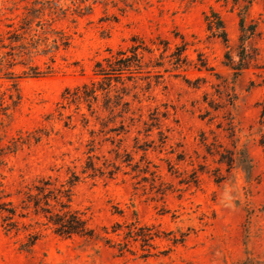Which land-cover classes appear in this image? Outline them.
<instances>
[{
	"label": "rangeland",
	"instance_id": "rangeland-1",
	"mask_svg": "<svg viewBox=\"0 0 264 264\" xmlns=\"http://www.w3.org/2000/svg\"><path fill=\"white\" fill-rule=\"evenodd\" d=\"M249 1L0 0V264H264V0ZM247 5L256 33L242 44ZM136 36L155 51L126 80L123 118L103 97L105 125L85 104L62 107ZM241 46L250 65L236 73L227 54ZM89 155L118 169L84 174ZM71 171V207L99 237L59 236L29 211L5 228L2 206Z\"/></svg>",
	"mask_w": 264,
	"mask_h": 264
},
{
	"label": "trees",
	"instance_id": "trees-1",
	"mask_svg": "<svg viewBox=\"0 0 264 264\" xmlns=\"http://www.w3.org/2000/svg\"><path fill=\"white\" fill-rule=\"evenodd\" d=\"M253 0L249 1V4ZM250 5L245 6V10L241 9L240 16V40L242 44L256 33V24L246 26L244 16ZM213 17L206 15L209 29L217 36L227 42L228 36L225 27V22L222 17L212 10ZM57 42V39L54 40ZM68 44V41L63 42ZM158 47V44L154 42ZM159 49V48H158ZM167 48H165L166 50ZM186 48L177 46L174 55L177 60ZM155 49L149 46L145 40L139 37L132 39V44L127 48H120L116 51H110L109 55L99 59L94 65V75L96 78L85 82L82 85L70 88L67 87L63 93L62 107L76 105L79 108L85 104L88 110L95 115L102 125L106 124V120L101 118L98 113L100 98L103 97V111H108L107 118L112 119L117 116L124 117L130 108V102L125 100L126 80H132L136 74L142 73L150 65L144 62L145 53H153ZM250 56L246 52L245 47L241 46L239 60L235 61L227 54L228 63L239 73L243 68L249 67ZM159 64H152L153 67ZM121 84V86H118ZM62 114V113H61ZM89 120H87V123ZM124 121H122L123 123ZM124 125V124H123ZM130 154H125V156ZM94 155H89L86 164L83 167L82 173H87L89 176L96 175H114L115 169H118L116 162H112L113 168H109L110 164L103 163L98 165L94 160ZM124 155L116 154V159H122V162L131 161L124 159ZM129 164V163H128ZM82 176L76 171H71V175L66 182L58 184V179L52 175L42 176L33 186L28 187L24 196L21 198L19 206H15L13 202L6 203L11 205L6 208L2 206L4 214L5 228L10 230L14 228L18 221L16 217H26V211L33 212L35 215L45 218L44 224L48 225L52 231L62 237L80 236L85 238H97L99 234L92 228L87 219L77 210L71 207L72 194L74 186L81 180ZM19 207L21 211H19ZM34 243V242H32Z\"/></svg>",
	"mask_w": 264,
	"mask_h": 264
}]
</instances>
